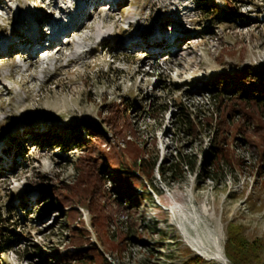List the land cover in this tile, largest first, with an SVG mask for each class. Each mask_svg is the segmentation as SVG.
Returning a JSON list of instances; mask_svg holds the SVG:
<instances>
[{"label": "rangeland", "instance_id": "rangeland-1", "mask_svg": "<svg viewBox=\"0 0 264 264\" xmlns=\"http://www.w3.org/2000/svg\"><path fill=\"white\" fill-rule=\"evenodd\" d=\"M49 1L0 0V264H64L61 253L75 251L70 239L84 228L109 264H230L224 254L228 222L241 225L248 241L264 243V162L257 148L231 139L230 165L222 160L214 168L215 121H205L223 109L215 92L205 90L208 78L223 70L264 69V0H118L113 6L94 0L82 10V1L72 0V16L90 14L84 23L95 31L84 33L93 39L82 44L79 59L71 62L72 52L64 49L63 59H51L45 72L39 63L48 40L38 56H29L19 52L28 44L17 31L24 29L22 8L34 12L37 25L58 8ZM67 39L79 40L62 42ZM122 101L133 105L137 132L127 139L145 150L155 169L145 180L150 197L137 190L144 199L121 210L107 230L112 241L105 250L89 206H62L59 199L74 200L66 189L85 163L87 202L95 196L92 175L102 172L108 188L109 171L98 173L87 154L59 140H70L82 122L99 126L107 106ZM181 106L194 115L198 132L181 126ZM106 137L115 141L109 129Z\"/></svg>", "mask_w": 264, "mask_h": 264}, {"label": "trees", "instance_id": "trees-1", "mask_svg": "<svg viewBox=\"0 0 264 264\" xmlns=\"http://www.w3.org/2000/svg\"><path fill=\"white\" fill-rule=\"evenodd\" d=\"M226 1L231 3L230 0ZM206 13L215 15L216 10ZM224 15L225 13L222 17H225ZM254 80L262 83L254 84ZM205 87L208 92L210 90L215 92L218 102L223 106L218 116L214 115L215 120L212 118L213 115L209 118L204 117L205 121H215L209 154L213 167L217 168L219 161L222 160L229 164L228 145L231 139L240 140L250 147L257 148L261 162H264V69L243 67L236 70L235 74L223 70L208 78ZM132 109L133 105L126 104L125 101L109 105L106 116L99 126L82 122L81 125L74 126L76 133H72L74 129L71 131L70 140H59L61 146L69 150L78 148L87 154L89 165L97 167L98 173L100 168L109 171L112 185L108 188L104 186L105 181L100 176L102 172L99 173V178L98 175H92L90 181L95 196L87 202L84 178L89 167L85 163V166L81 167V175L75 185L66 189L74 200L65 202L59 199V204L62 206L71 207L76 202L77 205L89 206L93 214L91 225L98 235V242L105 246V250L110 249L108 241H112L108 237L107 230L111 225L118 223L121 210L127 211L125 205H132L134 202L138 204L141 199L150 197L145 180L152 175L155 165L148 166L149 160L145 157V150L135 140L127 139L128 136L137 135L130 116ZM176 115L181 126L189 133L198 132L194 115L187 108L179 107ZM183 128L179 129L183 130ZM108 129L114 142L106 137ZM138 189L146 192L144 198L139 197L142 192L137 191ZM6 212H9L7 208ZM70 219L72 221L78 219L76 212H72ZM76 233L70 239L71 245L77 247L75 251L67 250L61 253L64 264H109L106 256L92 243L91 232L88 229L81 230V234ZM225 236L224 254L230 264H264V243L259 239L248 241L243 236L241 225L228 222ZM83 245L88 247L84 248ZM2 246L0 244V251L4 250ZM193 262L200 263L191 260L188 264Z\"/></svg>", "mask_w": 264, "mask_h": 264}, {"label": "bare ground", "instance_id": "bare-ground-1", "mask_svg": "<svg viewBox=\"0 0 264 264\" xmlns=\"http://www.w3.org/2000/svg\"><path fill=\"white\" fill-rule=\"evenodd\" d=\"M71 1L72 0H67V1L50 0L49 1V3L57 4V5L59 4V5L57 9L55 8L56 10L54 12L49 14V16L44 19V22L46 23L48 27L46 29V33L42 30L40 32L37 25L32 24L33 19L31 18L33 14H32V11H30L27 6L25 7V14L22 13L23 21H25V23L23 24L24 29L18 30L17 32L20 34L21 39H23V43H27L28 45L20 49L19 52L22 53L24 51L25 52L27 51L29 56L36 57L38 56L37 52H40L42 50L40 49L41 44H42L41 42L44 39L48 40V43H50V47L43 49V51H41V55L45 54L46 57L44 56V58H42V60L39 63V67H41L45 72H47L48 70V65L50 64L49 61L51 59H55L54 61L56 62H59L63 59L62 56H63L64 49L72 52L73 57L70 58L71 62L79 59L82 55V51L84 50L82 48V44L90 42L93 39V36L84 33V30L86 29L91 32L95 31L94 26L86 25V23H84V19L87 16H90V14L83 15V13H85L83 10L81 18L79 17L80 19L77 17V14L75 15L76 17L72 16L73 13L71 9L72 7ZM81 1H82V5L80 6V8L82 10V9H86V6L91 4V1L93 2L94 0H81ZM117 1L118 0H108V1L103 0V2L100 3V0H99L97 4L98 6H102L105 3H107L113 6L119 3ZM25 18L27 19L25 20ZM106 19L108 20V22L112 21L113 14L108 13L106 15ZM38 31L40 32V35L38 34ZM27 34H30V35L27 36ZM47 36H50L51 38L49 37L47 38ZM70 36H76L78 37L79 40L77 41L69 40L68 41L67 39L66 42H62L65 38L70 37ZM98 37L101 38V41L105 40V35L102 33L98 34ZM10 44H14V43L10 42ZM35 45L39 47L40 49L39 51H36V49H34ZM54 47L56 48V51H52V49H50ZM81 48L83 49L82 51H81ZM10 62L12 64V61ZM25 71H28V70H25Z\"/></svg>", "mask_w": 264, "mask_h": 264}]
</instances>
